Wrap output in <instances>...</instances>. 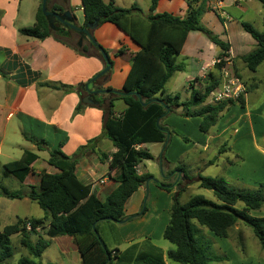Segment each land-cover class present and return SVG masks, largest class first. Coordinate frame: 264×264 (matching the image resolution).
Returning <instances> with one entry per match:
<instances>
[{"label":"trees","instance_id":"1","mask_svg":"<svg viewBox=\"0 0 264 264\" xmlns=\"http://www.w3.org/2000/svg\"><path fill=\"white\" fill-rule=\"evenodd\" d=\"M159 1L152 0L150 12L156 10ZM185 1L188 10L184 18L169 13L150 14L143 18L142 9L137 5L120 8L113 1L81 0L85 17L82 27L99 20L102 24L111 23L140 47L121 91H114L109 87L97 96L100 105L105 104V100L108 101L104 134L116 148L110 161V168L112 170L119 168L117 178L119 185L104 201H101L92 192L91 186L84 185L77 178L75 161L59 149L50 152L48 163L60 173L43 172L40 175L39 188L31 187L29 194V198L43 210L44 216L18 218L16 223L0 231V264L12 258L14 248L11 240L16 234L21 236L20 244L28 252V256L22 257L19 264H38L35 259L41 257L50 246L52 239L59 237L72 239L80 253L82 264H114L115 259L119 258V250L110 249L106 245L99 225L103 221L123 224L137 217L126 216L125 205L143 185L153 181L150 174L139 175L137 167L143 161L154 159L148 150L139 149V146L163 143L167 148L173 132L162 122L178 109L182 110L183 117L201 118L200 131L208 133L232 106L238 104L241 108H245L244 94L237 98L207 104L211 93L220 84V79L213 76L208 78L203 91L193 89L190 99L186 102L181 101L179 94L167 93L168 81L175 74L186 71V66L178 63L177 57L190 32L204 33L221 49L215 63L216 69L221 71L226 66V59L229 58L230 45L202 26V17L210 9L208 0ZM258 1L264 5V0ZM49 10L61 14L65 12L61 6ZM242 27L257 42V48L242 58L247 68L255 72L264 62V31L259 32L247 22H242ZM19 32L25 38L40 41L53 37L64 45L78 50L81 55L93 48L103 59L100 49L104 50V48L95 39L94 44L86 39L88 46L85 45L79 51L78 45L76 47L66 41L71 38V31L66 35L52 31L42 11V0L35 24ZM104 52L108 55L105 50ZM96 81L97 79L91 80L90 83ZM117 99L123 100L127 105L122 116H117L114 111V101ZM29 139L35 142L34 138ZM184 140L188 141L187 138ZM35 143L39 149H44L46 146L44 141ZM223 151L222 148L220 153ZM38 159L36 153L25 151L20 160L4 166L3 176L14 177L23 183L32 173V165ZM215 161L216 159L210 164H214ZM166 164V158L163 157L161 162L163 168ZM176 170H180L179 166L167 174L171 175ZM183 177L188 179L186 174ZM198 181L201 188L213 193L215 200L196 195L187 203H181L179 195L186 186L182 187V182H179L177 185L180 187V192L173 199L170 220L163 233V238L171 242L175 249L164 254L161 249L150 246L149 252L139 253L132 264H166L165 256L179 264H222L227 259L211 253L210 239L194 227L192 224L194 220L221 239L229 238L236 224L242 222L252 230L264 251V217L251 215L252 212L264 208V185L260 184V188L256 191H242L230 186L223 177L199 176ZM156 184L161 189L172 192V184L157 181ZM0 188V197L19 200L24 198L22 192H13L3 186ZM28 224L31 225L30 230L27 228ZM40 233H45L46 237ZM33 236H39L36 243L32 242ZM136 247L138 245L134 248ZM126 254L125 260H128Z\"/></svg>","mask_w":264,"mask_h":264},{"label":"crops","instance_id":"2","mask_svg":"<svg viewBox=\"0 0 264 264\" xmlns=\"http://www.w3.org/2000/svg\"><path fill=\"white\" fill-rule=\"evenodd\" d=\"M24 1L0 0V187H6L2 183L3 178H14L3 176L5 165L20 160L25 151L36 153L39 159L32 165L33 171L26 181L23 183L19 181L23 189L19 192L24 195L21 201L25 200L37 204L29 198L31 187L39 188L40 175L43 172L60 173L48 163L50 152L59 149L76 162V176L79 181L84 185L91 186L92 192L98 199L104 201L119 185L117 182L119 168L114 170L110 168V161L112 155L116 152V148L104 134L108 101L105 100L103 105L84 102L90 94L86 89V85L90 84L88 88L91 92L106 90L109 87L114 91H121L132 69L133 59L140 51V47L117 26L109 23L119 29L117 30L119 33L115 32V36L118 40H121V43H119L118 48H104L112 62L111 70L108 74L98 78L95 83H90L106 68L104 60L93 48H90L87 55H81L78 50L76 51L74 48L64 45L53 37L40 41L20 35L19 31L21 29L32 27L35 24L36 14L41 4V0H31L28 14L22 19L23 23L19 26L18 22L21 19L20 14ZM104 1H113L120 8H131L133 3H136V0ZM150 2L152 3V0ZM151 3L149 6H151ZM211 3L212 1L208 0L210 9L202 17V26L218 36L224 43L230 45L226 66L221 71L215 68L221 49L200 31L188 34L182 51L177 57V62L186 66L185 72H190L187 81L190 83L191 91L193 89L199 90V88L203 90L210 76L219 78L220 82L225 77H237L245 88L244 96L246 98L245 108H241L242 112L238 113H244L250 117V122H253L254 115L261 116L264 113V103L257 105L259 102L252 99L253 96H257L261 86L264 85V75L260 79L256 76L263 67L264 62L255 72L251 71L253 73L251 76L245 75L247 66L242 58L257 48V42L243 29L242 22L250 23L259 32H263L264 5L258 0H222L221 4L217 6L218 10L215 4L211 6ZM128 5L130 7H126ZM57 6L63 7L65 11H71L72 14H79L76 21L80 27L84 25L85 17L81 0H49V8ZM187 10L188 5L185 0H160L154 12L145 15L142 11L141 16L146 18L150 14L169 13L184 18L187 15ZM253 15L258 18V21L251 19ZM85 44L88 45V42H85ZM80 50L82 49L79 48ZM179 58L183 61L180 62ZM224 70L225 75H223ZM234 70L240 71L241 75L249 80L250 90H248V81L245 82L237 76ZM167 93L172 95L168 90ZM91 98L97 101V96H91ZM209 100L211 103L213 102L211 96ZM115 102L114 111L117 116H122L127 105L121 99H117ZM191 119L184 117L186 123ZM163 121L162 123L165 126L169 124L167 117ZM224 131L222 128H218L215 132L216 135L209 134V131L206 134L208 137L201 143L203 150L210 148L209 140L211 138L221 136ZM236 132L237 130L233 133ZM29 138H34L35 142L44 141L46 146L44 149H39L37 144ZM153 144L164 145L163 143ZM149 146L150 144H145L139 146V149L149 151ZM257 148L260 149L258 146ZM43 152L47 153L49 157L47 161H43L42 167H37L41 160L40 154ZM101 155L104 157H101ZM152 155L155 159L156 155ZM165 158L167 164L162 173H168L171 167L174 166L173 161L168 160L167 157ZM147 162L149 161L139 163L137 167L139 175L149 174L147 173ZM152 176L158 182H162L158 179L157 171ZM172 177L174 179L175 175ZM226 180L228 181V179ZM153 183V181L147 182L127 201L125 215L128 217L137 216L134 220L123 224L103 221L99 225L100 233L103 234L105 230L115 232L119 247L123 246L124 243L132 247L148 242L158 248L152 241L156 236L163 237L164 230L170 220L168 218L173 193L158 188L155 185L156 183ZM165 183L170 184L167 181ZM5 199L9 198L1 196L0 203ZM146 200L149 202L147 209L143 215H140ZM152 209H155L156 214H160V218L155 220L156 227L153 221L147 222V215L152 212ZM263 209L256 212L258 214L255 215V212H252L251 215L264 217ZM26 217H16L14 223L18 218ZM5 227L7 226L4 225L3 229ZM40 235L45 236V233H40ZM35 237H37V240L39 239V236ZM37 240L32 238L33 243H36ZM140 240L142 241L140 242ZM53 244H59L62 255L59 264H82L80 253L71 238H54L50 246ZM119 247L115 245L109 248L118 249ZM128 249L129 247L122 251L118 249L119 258L115 259L114 264L126 263V260L120 261L128 252ZM24 256H28V252ZM233 257L230 258L231 264H237V260L239 262L247 256L238 258L234 253ZM35 262L38 263L36 259Z\"/></svg>","mask_w":264,"mask_h":264},{"label":"rangeland","instance_id":"3","mask_svg":"<svg viewBox=\"0 0 264 264\" xmlns=\"http://www.w3.org/2000/svg\"><path fill=\"white\" fill-rule=\"evenodd\" d=\"M30 1L31 0H25L22 3L20 14L21 19L18 22L19 26L22 25V19L28 14ZM210 1H212L211 6H213V0ZM150 3V0H136V3L134 2L133 5L137 4L142 9L143 13L148 15L150 13ZM126 7H130V5ZM73 16L76 18L79 14L74 13ZM251 19L253 21H258V18L255 15H253ZM117 30H119L117 27L109 23H105L104 25H100L93 32V37L95 41L102 46V48H118L121 40H118L115 36V32L119 33ZM80 39L81 38L78 34L71 32V38L66 41L73 46L77 47L78 45L79 48H83L86 45L85 42L87 43V41L85 40L83 44L80 45ZM84 55H87V53ZM178 60L180 62L183 61L181 58ZM235 72L237 76L245 82L248 81V90H250L249 80H247L244 75L242 76L240 71L237 70ZM189 74L190 72L188 71L175 75L167 86L168 92L172 95L179 94L182 102H186L191 97L190 83L187 81ZM252 74L253 73L246 68L245 75L251 76ZM223 75H225V70L223 71ZM263 75L264 65L256 76L260 79ZM199 90L203 91L201 88H199ZM252 99H256V101L259 102L257 105L264 103V85L261 86L257 96H253ZM212 103L210 100L207 101V104ZM181 111V109H178L177 112L175 111L167 117V120H169V124H167V126L171 132H173L169 147L166 148L165 144L161 146L150 144L149 151L152 154H155L156 158L147 162V173L152 176L156 174L157 171L158 179H160L163 183L167 181L172 184V203L174 197L180 192V187L177 185L179 182H182V187L186 186L185 190L179 195V201L181 203H187L196 195H203L207 199L215 200L211 191L203 189L199 186V176L223 177L228 179L230 186L242 191H256L260 188V184L264 185V113L261 116L253 114V122H250L249 116L244 113H238L240 111L242 112L240 105L236 104L232 106L229 111L225 112L218 119L217 125L211 128L209 132V134L211 133L216 135L215 132H217L218 128H222L225 130L224 133L219 137L215 136L217 138H211L209 140L210 148L203 150V145L201 143L202 141H205L208 136L206 135L207 133H202L200 131L199 124L201 123V118H192L186 123L184 117L181 115L182 113H180ZM235 130H237V132L234 134L233 132ZM184 138H187L188 141L184 140ZM257 146L260 147V149H258ZM222 148L224 151L220 153ZM40 157L41 160L37 164V167H42L43 161H47L49 155L43 152L40 154ZM163 157H167L168 160L173 161L174 163H172L174 166H172L169 171L173 170L177 166H179L180 170H176L175 173H172L171 175H168L167 172L162 173L163 166L161 165V162ZM214 159H216L215 164H210V162ZM182 174H186L188 179H184ZM174 175L175 177L173 179L172 176ZM3 179L2 183L9 189L13 191H23L22 184L15 178ZM152 179L157 181L154 176H152ZM154 180L153 184L156 183ZM155 185L160 188L158 184ZM148 203L149 202L146 200L140 215L145 213ZM254 214L256 215L258 213L255 212ZM25 216L42 217L43 210L37 204L30 201L9 199L1 201L0 231L3 230L4 225L8 226L13 224L16 217ZM159 218L160 214H156L155 209H152V212L147 215V222L153 221L155 224L154 226L156 227L155 220ZM169 219L170 215L168 220ZM192 224L194 227L201 230L204 236H207L210 239L209 241L212 246L211 253L213 255L225 256L227 260L222 264H231L230 258H234V253L238 256V258H244L247 256L239 262L237 260V264H264V251L261 248L260 242L253 234L252 230L246 227L242 222H238L236 224L226 241H223L224 239L217 237L208 229L200 226L197 221H192ZM101 236L108 247H114L115 245L119 247L117 243L118 237L115 232L105 230ZM32 238L33 240H37V237L35 236ZM20 240L21 236L19 234L12 237L11 241L14 248V254L12 258L7 260L4 264H19V260L23 257V255L27 254L26 249L21 246ZM141 241L142 240H140V242ZM152 243H154V245L161 249L165 254H167L168 251L175 249V246L171 242L161 236L153 238ZM150 246L152 245L148 242H144L134 248L135 245L131 247L127 243H124L123 246H120L118 249L122 251L129 247L126 254L128 256V260H126L125 264H132L133 260H135L139 253L149 252ZM61 259L62 255L59 250V244H53L45 251L44 255L41 258L36 259V261L42 264H59L61 263ZM125 259L126 257L123 256L120 262H123ZM165 261L167 264H179L167 259L166 256Z\"/></svg>","mask_w":264,"mask_h":264},{"label":"water","instance_id":"4","mask_svg":"<svg viewBox=\"0 0 264 264\" xmlns=\"http://www.w3.org/2000/svg\"><path fill=\"white\" fill-rule=\"evenodd\" d=\"M48 1L49 0H42V11L52 31L54 32L58 31L57 24L60 23L64 27L71 29L72 31L76 32L77 34L81 36L80 45L83 44L84 38L88 39L92 44L95 43L94 38H93V32L102 24L101 20L96 21L94 23H89L85 27H80L74 24L76 22V18L74 19V16L71 11H65L62 14L58 12H51L48 7ZM100 53L106 63V68L99 75H97L94 78V80L106 75L111 70V67H112V63L108 55L104 52L103 49H100ZM86 89L87 91L90 92V94L84 102L89 103V104H98V101H96L94 98H91V96H98L101 93H103V90H96L94 92H91L88 86H86ZM151 180H154V179H151Z\"/></svg>","mask_w":264,"mask_h":264},{"label":"built area","instance_id":"5","mask_svg":"<svg viewBox=\"0 0 264 264\" xmlns=\"http://www.w3.org/2000/svg\"><path fill=\"white\" fill-rule=\"evenodd\" d=\"M221 1L222 0H213L216 7L221 4ZM216 9L219 10L218 7ZM223 15H225V13H223ZM244 92L245 88L237 77H225L221 80L219 86L211 93L210 96L213 102H218L230 98H237L238 96L244 94ZM27 228L30 230L31 225L28 224Z\"/></svg>","mask_w":264,"mask_h":264},{"label":"flooded vegetation","instance_id":"6","mask_svg":"<svg viewBox=\"0 0 264 264\" xmlns=\"http://www.w3.org/2000/svg\"><path fill=\"white\" fill-rule=\"evenodd\" d=\"M74 24H75V25H78L77 21H76ZM78 26H79V25H78ZM57 28H58V31H56V32L61 33V34H63V35H66V34L70 33V31L74 33V31H72V30L69 29V28L64 27V26H63L62 24H60V23L57 24ZM78 36L80 37V35H78ZM85 40H86V39L84 38V41H85ZM78 44H79V43H78Z\"/></svg>","mask_w":264,"mask_h":264}]
</instances>
